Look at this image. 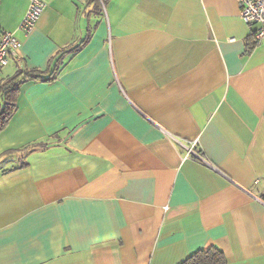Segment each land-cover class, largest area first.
Listing matches in <instances>:
<instances>
[{"label":"crops","instance_id":"crops-1","mask_svg":"<svg viewBox=\"0 0 264 264\" xmlns=\"http://www.w3.org/2000/svg\"><path fill=\"white\" fill-rule=\"evenodd\" d=\"M44 1L29 34V1L0 3V35L22 42L0 82L46 77L0 132V264H180L210 246L264 264V41L249 50L239 0Z\"/></svg>","mask_w":264,"mask_h":264},{"label":"built area","instance_id":"built-area-1","mask_svg":"<svg viewBox=\"0 0 264 264\" xmlns=\"http://www.w3.org/2000/svg\"><path fill=\"white\" fill-rule=\"evenodd\" d=\"M29 5L24 19L20 24V29L29 34L36 26L45 7L44 0H28ZM240 15L247 24L257 25L255 30V41L261 43L264 41V0H239ZM22 42L14 33L4 32L0 35V68L7 66L10 61L20 60L19 51ZM196 142L187 148L186 158L206 162L205 158L196 152Z\"/></svg>","mask_w":264,"mask_h":264},{"label":"trees","instance_id":"trees-1","mask_svg":"<svg viewBox=\"0 0 264 264\" xmlns=\"http://www.w3.org/2000/svg\"><path fill=\"white\" fill-rule=\"evenodd\" d=\"M84 41L80 44V46L84 44ZM255 42L256 41H255V31H254L252 32L251 35V43L249 50L252 49L253 45L256 44ZM58 72L59 69L58 66H56L55 70L50 72L49 79L52 77L53 78L56 77ZM44 74H45L44 71L37 69H31V70L20 69L13 76L6 78L2 82H0V132L3 131L8 126L9 122L11 121V119L18 110L17 101L20 92V87L29 80L45 79L46 77H44ZM37 145H41V143L29 144L18 151H26L29 148H32ZM180 264H228V261L226 259V256L220 249L214 246H210L206 249H202L195 252Z\"/></svg>","mask_w":264,"mask_h":264},{"label":"rangeland","instance_id":"rangeland-1","mask_svg":"<svg viewBox=\"0 0 264 264\" xmlns=\"http://www.w3.org/2000/svg\"><path fill=\"white\" fill-rule=\"evenodd\" d=\"M191 144H194V142H192Z\"/></svg>","mask_w":264,"mask_h":264}]
</instances>
